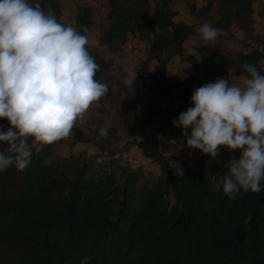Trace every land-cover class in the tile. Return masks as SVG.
<instances>
[{"label":"trees","instance_id":"16d2710c","mask_svg":"<svg viewBox=\"0 0 264 264\" xmlns=\"http://www.w3.org/2000/svg\"><path fill=\"white\" fill-rule=\"evenodd\" d=\"M173 1L178 0H162L153 8L152 0H107L98 8L104 16L99 44L119 53L134 33L149 41L151 51L169 53L170 45L181 46L195 31L193 24L173 20L178 14L169 7ZM182 1L196 17L215 7L218 18L213 25L220 30L237 26L247 37H260L254 0H203L199 6ZM39 3L52 9L59 22L69 24L62 19V0ZM76 5L74 27L88 31L93 8ZM158 23L167 30L158 29ZM89 52L99 65L96 78L108 85L107 94L95 103L126 99L125 87L107 72L110 64ZM200 54L194 65L195 82H188V97L194 85L227 77L229 69L244 78L242 62L264 68L259 47L246 52L200 48ZM146 66L136 70L139 76L147 72ZM179 88L174 81L152 83L147 113L124 119L125 132L140 136L137 143L144 156L160 167L158 176L118 158L98 161L100 156L83 154L56 158L52 142H39L23 171L14 167L0 171V264H81L84 257L86 264H264V187L258 192L241 190L230 198L212 183L239 150L218 146L221 152L216 157L201 153L188 161L180 158L181 174L171 168L179 143L165 121L173 125L182 109L175 102L166 107L162 101ZM141 118L148 123L160 118L156 136L141 135L146 128L138 126ZM73 130L75 141L83 138L81 129ZM6 147L0 143V148Z\"/></svg>","mask_w":264,"mask_h":264},{"label":"clouds","instance_id":"9594fccd","mask_svg":"<svg viewBox=\"0 0 264 264\" xmlns=\"http://www.w3.org/2000/svg\"><path fill=\"white\" fill-rule=\"evenodd\" d=\"M197 31L202 45L220 33L208 22ZM86 32L59 22L39 0H0V117L8 121L7 127L0 125V143L7 145L0 148V171H23L32 159L29 137L44 144L68 137L76 121L107 94V83L96 78L99 65L88 50ZM121 63L123 83L132 91L136 64ZM241 67L247 75L240 83L217 77L195 87L191 106L172 120L187 146L202 153L216 157L220 145L239 150L226 171L212 178L214 189L230 198L264 187V68L247 61ZM110 124L106 118L98 134L107 135Z\"/></svg>","mask_w":264,"mask_h":264},{"label":"rangeland","instance_id":"374dc122","mask_svg":"<svg viewBox=\"0 0 264 264\" xmlns=\"http://www.w3.org/2000/svg\"><path fill=\"white\" fill-rule=\"evenodd\" d=\"M63 1V15L62 19L71 24L73 27L77 25L75 23V13L77 10V3L88 4L92 9V23L91 28L86 32L89 37V43L87 47L97 56L103 57L110 67L107 72L114 75L118 81V85L125 87L124 96L126 99L123 101L107 104V103H94L85 112L82 120L78 119L73 127L81 129L84 132L82 139H76L75 132L72 128L71 135L65 138H61L52 142L53 157L62 158L70 155H90L100 156L98 161L107 159H119L125 163L128 162L127 154L129 149L137 143L138 135L130 136L125 132V116L138 115L142 117L147 113L146 99L149 95V86L152 83L168 84L172 81L179 83V89L172 91L171 97L162 101V104L172 106L175 102L177 106L184 110L186 107L191 106V101L186 91L191 87L189 81L195 82L193 76L195 74L194 65L200 60V48L206 50L213 49H231L233 51H249L254 47L263 49L262 61H264V0H254L256 8V33L259 39H254L244 35L243 31L237 26H233L229 30H220L217 38L208 42L206 45H202L200 42V34L197 31L199 25L204 22L214 24L218 16L215 13V7L206 16L196 17L191 9L190 5L185 1L178 0L173 1L169 7L177 9L178 14L173 20L183 22L187 24H193L194 33L188 37L181 46L176 44L170 45L169 53L161 52L156 49L151 51L149 41L138 37L134 33H130L128 40L123 45L122 51L119 53H112L107 47L99 44V26L102 25L104 16L100 14L99 9L103 6L107 0H62ZM162 0H152V7L155 8L160 4ZM203 0H189L190 3L199 6ZM158 29L162 31L167 30L163 24L158 23ZM196 43L193 44L192 41ZM129 59L136 64V70L141 68L145 64L147 65V72L143 76L136 74L132 91L127 85L123 83L124 76L126 75L125 65L121 63L122 60ZM147 62V63H145ZM264 67V64H262ZM227 78L230 83H240L242 77H238L234 74L233 69L227 70ZM214 79H207L206 82ZM117 85V86H118ZM115 86V88H117ZM123 87V88H124ZM198 87L194 85V88ZM125 100V101H124ZM128 102L131 106L124 107L123 103ZM178 116V115H177ZM106 118L111 119V124L108 128V133L105 136L98 134L99 127L104 124ZM166 129L173 130L175 132L177 142L174 152L176 156L171 159V168L178 174L183 172V165L180 158H186L187 161L195 154H201V150L194 147H189L184 139L183 131L180 127L171 125L169 120L165 121ZM161 124L160 118H156L148 123L145 118H141L138 123L140 128L146 125V128L142 131V136L154 137L157 135V130ZM0 125L7 127V118L0 117ZM175 126V128H174ZM184 131L190 132V128ZM29 142L32 148H39L40 143L34 142L29 137ZM176 144V143H173ZM224 148L226 146L220 145ZM143 165L145 173L158 176L161 172L160 167L156 164L150 163L148 159ZM190 162V161H189ZM142 168V167H141ZM179 168V169H178ZM181 170V171H180ZM218 176V175H217ZM213 183V179H212ZM3 184L8 188V184Z\"/></svg>","mask_w":264,"mask_h":264},{"label":"built area","instance_id":"2783aa9c","mask_svg":"<svg viewBox=\"0 0 264 264\" xmlns=\"http://www.w3.org/2000/svg\"><path fill=\"white\" fill-rule=\"evenodd\" d=\"M147 158L144 156L143 150L142 148L138 145V143H136L135 145H133L127 154V160H128V164L132 167V168H139V167H143V165L145 163H143L144 161H146L147 164ZM146 166V165H145ZM144 166V167H145ZM143 167V168H144Z\"/></svg>","mask_w":264,"mask_h":264},{"label":"crops","instance_id":"0c3cea01","mask_svg":"<svg viewBox=\"0 0 264 264\" xmlns=\"http://www.w3.org/2000/svg\"><path fill=\"white\" fill-rule=\"evenodd\" d=\"M149 92H150V90H149Z\"/></svg>","mask_w":264,"mask_h":264}]
</instances>
